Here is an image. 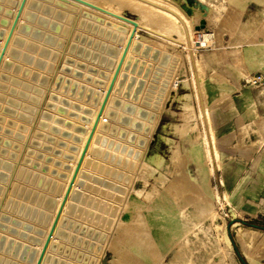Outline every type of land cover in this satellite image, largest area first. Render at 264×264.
I'll use <instances>...</instances> for the list:
<instances>
[{
    "label": "rangeland",
    "instance_id": "374dc122",
    "mask_svg": "<svg viewBox=\"0 0 264 264\" xmlns=\"http://www.w3.org/2000/svg\"><path fill=\"white\" fill-rule=\"evenodd\" d=\"M128 1L135 19L133 2L182 11L191 34L138 30L148 51L132 54L44 264H264V0ZM14 2L0 0V39ZM92 12L31 0L2 61L0 264L30 263L116 55L124 25Z\"/></svg>",
    "mask_w": 264,
    "mask_h": 264
},
{
    "label": "bare ground",
    "instance_id": "6f19581e",
    "mask_svg": "<svg viewBox=\"0 0 264 264\" xmlns=\"http://www.w3.org/2000/svg\"><path fill=\"white\" fill-rule=\"evenodd\" d=\"M19 1L20 0H15V2L13 4V8H12V13L10 14V19L8 20L7 24L4 26L3 36L0 39V49H1V46L3 44L5 35L7 34V31L9 29L10 24H11V21H12V19L14 17V14L16 12V9L18 7ZM30 1L31 0H26V2L24 4V7L22 9V12H21V14H20V16L18 18V21H17L16 26L14 28V31L12 33V36H11V38L9 40V43H8L7 47H6V50H5V53L3 55L2 61L6 58L8 52L10 51V46L13 43L14 39L16 38V36H15L16 35V32L18 31V29L20 27V23L22 22V20L24 18L25 12H26L29 4H30ZM63 1H68L70 3H73V4L77 5L78 7L85 8V9H88L90 11H93L91 13L93 15H94V12H96V13H98V14H100V15L108 18V19H112L113 21L116 22V24L119 23V24L124 25V28H123L122 33L119 34L120 37L119 36L117 37L118 38V43H119L118 49H117V51H116V49H114L112 51L113 54L116 52V55L113 58L111 64H109V65L107 64L108 65L107 67H109V68H108V72L105 74V81L102 84V91L99 94H97V96L95 97L96 105H95L94 109L88 110V113H89V116L90 117L87 118V123H86L85 129H84L81 137L78 140V144H77L76 149L74 151V155L71 158L70 163L68 165V170H67V173L65 174V178H64L63 182L61 183V185H60V187L58 189V193H57V195L55 197V200H54V202H53V204L51 206L50 215L48 216L47 222L45 224V231H43L42 236H41V239L36 244V249L34 250L36 253H35L34 257L30 260V263L29 264H34L35 259H36L37 255H38V253H39V251L41 249V246H42V243L44 241L45 235H46V233H47V231L49 229V226L51 224V221L53 219V216H54V214L56 212V209H57V207H58V205L60 203V200L62 198V195H63L64 190L66 188V185L68 183V180H69L70 175L72 173V170H73V168L75 166L76 160H77V158L79 156V153H80V151L82 149V146H83V143H84L85 138L87 136V133H88L90 127H91L92 121H93V119L95 117V114L97 112V109L99 107V104L101 102V99L103 97L104 91H105V89L107 87V84L109 82V79H110V77L112 75V72H113V70L115 68V65H116V63H117V61L119 59V56H120L121 51L123 49V46L125 44L126 38L128 36V33H129V31H130V29L132 27V25L129 24V23H126L124 21H121V20L112 18V17L107 16V15H104V14L98 12V11L92 10V9H90V8L84 6V5H81L79 3H76V2H74L72 0H63ZM87 1H89V2H91L93 4H96V5H99V6L103 7V8H106V9H108V10H110L112 12L118 13V14H122L119 11L120 5H122V4L123 5L124 4H128L130 2L128 0H110V1L116 2L117 5L119 4V6H113V5H111V3H109L110 1H107V0L106 1L109 4L108 3L106 4V3H103V2L101 4L100 1H98V0H97L98 2L96 0H87ZM102 1H105V0H102ZM142 1H144V0H142ZM159 1H161V0H159ZM163 2H164V0H163ZM166 2L167 1H165V3ZM137 3L136 2H133L132 3L133 6L135 8H137V10L139 11V13L141 14V19H135L134 18L137 21V23H138V27H137L136 32H135V36L133 37L132 42H131V44H130L127 52H126L125 58H124V60L122 62L121 68L119 70V73H118L117 78L115 80V83L113 85V88H112V90H111V92H110V94L108 96V99L106 101V104H105V107L103 109V112H102V114H101V116H100V118H99V120L97 122L96 128L94 130V133L92 135V138L90 140V143L88 145V148H87V150L85 152V155H84V158H83L82 163L80 165V168H79V171L77 173V176H76V178H75V180L73 182V185H72L71 190L69 192V195H68V197L66 199V202L64 204V207H63V209H62V211L60 213V216H59L58 222L56 224L55 230L53 232V235H52V237L50 239V242L48 244V247L46 248V251L44 253V256H43L42 261H41L40 264H44L47 261L48 251H50V249L52 247L54 238H55L56 233H57V230L59 228L60 221H61V219L64 216V213H65V210H66L68 201H69L71 195L73 196L74 189H76V184H78L80 182L79 179L81 178L82 168L86 165V161L88 159V154L94 148L97 139H99L98 132H100L101 128L104 127V120H105V118L107 116H109V114H110L108 112V108H109L110 103L113 100V96H114V94L116 92V89L118 87L117 85H118V83H119V81L121 79V76L123 74L125 75L124 69H125L126 63L130 59V57H133L132 54H134V52L137 51V47H138L139 43H141V41L137 37L138 30H144V31L148 32L149 34H151L153 36L159 37L160 39H163V40H166V41H169V42H172V43H174V42L177 43L176 41L182 42V40H180L179 38H177V37L174 38L172 36L171 33L173 31L179 32V30L182 29V27H184V29H183L184 31H186V30L188 31V28L186 26L188 25L189 22L187 20V17L185 16V14H183L182 11H180V10H176V11L169 10L168 8H165V6H167V5H162L163 4L162 1H161V3L159 2V4H161L162 6L161 5H158V3L156 4V2H154L155 5H156V7L155 6H150V8L140 6ZM167 4H168V2H167ZM95 15L97 17V14H95ZM96 19H98V17ZM185 28H187V29L185 30ZM188 33H189V35L191 34L189 31H188ZM188 33H187V35H188ZM196 38H198V36H196ZM2 61L0 63V67H1ZM224 241H227V240L224 239ZM150 255H151V253H150ZM202 264H205V263L202 261Z\"/></svg>",
    "mask_w": 264,
    "mask_h": 264
},
{
    "label": "water",
    "instance_id": "95a60500",
    "mask_svg": "<svg viewBox=\"0 0 264 264\" xmlns=\"http://www.w3.org/2000/svg\"><path fill=\"white\" fill-rule=\"evenodd\" d=\"M72 1H74V2H76V3H79V4H81V5H84V6L90 8V9H92V10L98 11V12L104 14V15H107V16H110V17H112V18H115V19H118V20L124 21V22H126V23H129V24L132 25V27H131V29H130V31H129V33H128V36H127V38H126V41H125V44H124L123 49H122V51H121V54H120V56H119V59H118L116 65H115V68H114V70H113V72H112V75H111V77H110V79H109V82H108V84H107V87H106V89H105V91H104L103 97H102V99H101V102H100L99 107H98V109H97V112H96V114H95V117H94V119H93V121H92L91 127H90V129H89V131H88V133H87V136H86L85 141H84V143H83L82 149H81V151H80V153H79V156H78V158H77V160H76L75 166H74V168H73V170H72V173H71V175H70V178H69V180H68V183H67V185H66V188H65V190H64V193H63L62 198H61V200H60V203H59V205H58V207H57V209H56V212H55V214H54V216H53V219H52L51 224H50V226H49V229H48V231H47V233H46V235H45V238H44V241H43V243H42L41 249H40V251H39V253H38V255H37L36 259H35L34 264H40L41 261H42V258H43V256H44V253H45V251H46V248L48 247V244H49V242H50V239H51V237H52V235H53V232H54V230H55V227H56V224H57V222H58V219H59L60 213H61V211H62V209H63V207H64V204H65L66 199H67V197H68V195H69V192H70V190H71V187H72V185H73V182H74V180H75V178H76V176H77V173H78V171H79L80 165H81V163H82V160H83V158H84L85 152H86V150H87V148H88V145H89V143H90V140H91L92 135H93V133H94V130H95V128H96L97 122H98V120H99V118H100V116H101V114H102V112H103V109H104V107H105V104H106V101H107V99H108V96H109V94H110V92H111V90H112V88H113V85H114V83H115V80H116V78H117V75H118V73H119V70H120V68H121L122 62H123V60H124V58H125L126 52H127L128 48H129L131 42H132L133 37L135 36V32H136V29H137V27H138V23H137V21H136L134 18H132V17L126 15L125 13H123V14H118V13L112 12V11L106 9V8H103V7L99 6V5L93 4V3H91V2H89V1H87V0H72ZM25 2H26V0H20V1H19V4H18V7H17L16 12H15V14H14V17H13V19H12V21H11V24H10V26H9V29H8V31H7V34L5 35V38H4V41H3V44H2L1 49H0V63H1V61H2V58H3V55H4V53H5L6 47H7L8 43H9V40H10V38H11V36H12V33H13V31H14V28H15V26H16V23H17V21H18V18H19V16H20L21 12H22V9H23V7H24ZM119 28H120V27H119ZM1 34H2V33H1ZM147 51H148V49H146V48H145L143 51H141V43H139V45H138V47H137V51H135V52H136V53L141 52V53H143V54H146ZM156 53H157V51L155 52V54H156ZM131 60H132V57H130V59H129L128 62L126 63V66H125L124 71L128 70V67H129L130 64L133 66L134 62H132ZM131 70H132V69H131ZM105 74H106V73H105ZM105 74H103L102 77H104ZM124 79H126V76L123 74V75L121 76V79H120L118 85L121 84L122 80H124ZM118 85H117V86H118ZM116 91H117V89H116ZM97 94H98V93H97ZM93 102H94V99H93ZM114 106H116V101L113 99L112 102H111L110 105H109V108H108V112H109L111 115H113L112 119L115 118V114H116V111H115L116 109H115V110L113 109ZM141 110H142V109H141ZM141 110L139 109L138 111H141ZM142 113H143V110H142ZM142 113H141V114H142ZM152 117H153V116H152V114H151L149 119H152ZM109 118H110V117H109ZM110 119H111V118H110ZM85 121H86V120H85ZM77 138H78V137H77ZM76 140H77V139H76ZM71 196H72V195H71ZM70 198H71V197H70ZM52 203H53V202H52ZM46 219H47V218H46ZM45 221H46V220H45ZM243 223H244V222H243ZM250 225H251L252 227H256V228H258V226H257L256 224H250ZM262 229H264V227H262ZM35 253H36V252H35L34 249H33V250L31 251L30 255H29L30 260L34 257ZM30 260H28V261L30 262ZM240 260L242 261L243 264H245L244 261H243V259L240 258Z\"/></svg>",
    "mask_w": 264,
    "mask_h": 264
}]
</instances>
